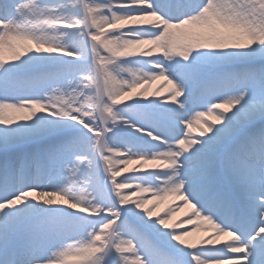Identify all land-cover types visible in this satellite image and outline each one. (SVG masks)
<instances>
[{
    "label": "snow or ice",
    "instance_id": "snow-or-ice-1",
    "mask_svg": "<svg viewBox=\"0 0 264 264\" xmlns=\"http://www.w3.org/2000/svg\"><path fill=\"white\" fill-rule=\"evenodd\" d=\"M68 257L264 264V0H0V264Z\"/></svg>",
    "mask_w": 264,
    "mask_h": 264
},
{
    "label": "bare ground",
    "instance_id": "bare-ground-1",
    "mask_svg": "<svg viewBox=\"0 0 264 264\" xmlns=\"http://www.w3.org/2000/svg\"><path fill=\"white\" fill-rule=\"evenodd\" d=\"M4 57H5V60L7 62H11V60H12V53H11V51L7 47H6L5 52H4ZM163 81L166 84V89H165V87H164V91L163 90H160V89H157V91H159L160 96H166L172 90V85L168 84V82H167L166 79H163ZM145 84H146V82H143L142 81L141 84H140V86L135 89V92L133 93V95L135 96V95H137V94H139L141 92H144V89L146 88V85ZM156 92H151V93H146V94L149 97H151L152 94H154ZM190 119L193 120V129H196L195 114L194 113L190 117ZM204 121L211 122V118L208 117V116H205V117L202 118L201 123L203 124ZM198 134H199L198 131H195L194 130L192 132V135H198ZM131 167L135 168L136 165L134 164ZM177 205H181V207H179L177 209V212H176L175 216H173V222H172V224L173 225L180 224L181 227H188L187 224H181V221H184L189 215H191L193 210L191 209L190 206H187V207L183 206L182 205V201L178 197H174L173 196V197H171V199H168L167 203L165 204V211L164 212H160V213H165V212H167V210L169 208L176 207ZM160 213L158 212V214H160ZM193 223H197V221L193 220ZM200 223H202L203 227L199 231H195L194 230L193 233H192V236L189 237L190 240H193V241H197L198 242L199 240H201V239H203V238H205V237H207V236H209V235L212 234L211 231H205V230H203L204 228L207 227V224L205 222H200ZM225 238L226 237H222L221 238V243L225 240ZM67 259H68V264H79V261L75 257H68Z\"/></svg>",
    "mask_w": 264,
    "mask_h": 264
},
{
    "label": "rangeland",
    "instance_id": "rangeland-1",
    "mask_svg": "<svg viewBox=\"0 0 264 264\" xmlns=\"http://www.w3.org/2000/svg\"><path fill=\"white\" fill-rule=\"evenodd\" d=\"M146 88H147V93H151V92H156L157 89H160V90H163L164 91V87L166 89V84L164 83L163 79H158V80H154V81H151V82H146ZM195 114V113H194ZM171 197L173 196H170L168 197V199H171ZM167 200H165L161 205H160V209H159V213L160 212H164L165 211V204L167 203ZM160 214H164V213H160ZM173 222V217L171 218V223ZM229 240L228 237L225 238V241ZM222 242V243H223Z\"/></svg>",
    "mask_w": 264,
    "mask_h": 264
}]
</instances>
